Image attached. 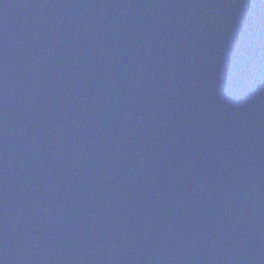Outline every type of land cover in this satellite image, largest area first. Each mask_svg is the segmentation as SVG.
I'll use <instances>...</instances> for the list:
<instances>
[{
	"label": "water",
	"instance_id": "water-1",
	"mask_svg": "<svg viewBox=\"0 0 264 264\" xmlns=\"http://www.w3.org/2000/svg\"><path fill=\"white\" fill-rule=\"evenodd\" d=\"M0 264H264V0H0Z\"/></svg>",
	"mask_w": 264,
	"mask_h": 264
}]
</instances>
